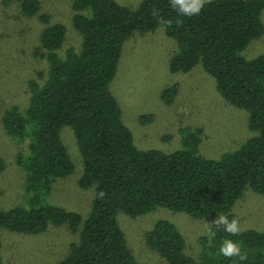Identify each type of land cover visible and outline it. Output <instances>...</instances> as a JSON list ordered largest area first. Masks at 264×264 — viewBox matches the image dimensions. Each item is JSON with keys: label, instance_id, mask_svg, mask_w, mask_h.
Returning <instances> with one entry per match:
<instances>
[{"label": "trees", "instance_id": "trees-1", "mask_svg": "<svg viewBox=\"0 0 264 264\" xmlns=\"http://www.w3.org/2000/svg\"><path fill=\"white\" fill-rule=\"evenodd\" d=\"M3 2H14L22 15H37L46 24L37 50L48 67L41 80H28L26 108L11 105L1 114L9 135L28 141L27 151L18 152L16 161L26 171V190L34 195L27 207L0 209V228L37 232L49 222H66L78 232V240L57 264H139L117 220L119 210L137 215L164 205L193 216L227 212L231 220L238 219L230 209L247 187L264 193V52L252 58L241 54L263 31L264 0H211L192 16L178 15L170 0H141L136 7L117 0H73L72 21L82 43L79 49L68 48L64 56L57 49L65 25L39 13L41 0ZM161 17L171 25L160 23ZM160 24L177 41L170 57L172 70L188 71L201 63L215 77L218 91L248 110L249 127L256 133L239 148L214 159L197 151L195 136L187 135L184 147L172 152L141 149L134 143L109 84L123 41L135 31L155 30ZM175 89L167 87L163 95H174ZM64 124L74 128L83 159L79 183L95 188L85 217L38 198L56 177L73 170L60 136ZM3 167L0 156V171ZM225 239L237 242L247 258L220 255ZM202 240L195 258L185 252L184 237L172 222L158 219L145 232L147 246L169 264H264V231L249 228L231 235L213 226L209 240Z\"/></svg>", "mask_w": 264, "mask_h": 264}, {"label": "rangeland", "instance_id": "rangeland-1", "mask_svg": "<svg viewBox=\"0 0 264 264\" xmlns=\"http://www.w3.org/2000/svg\"><path fill=\"white\" fill-rule=\"evenodd\" d=\"M117 1L136 7L141 0ZM72 2L41 0L39 9V13L49 14L51 22L65 25V37L57 49L63 56L68 48L79 49L82 43V35L72 21ZM261 20L262 33L241 50L246 58L264 52V8ZM45 26L37 15H22L14 2L5 4L0 0V156L4 161L0 171V209L27 207L34 195L33 191L26 190V171L16 161L18 152L27 151L28 141L9 135L2 125L1 114L11 105L25 109L30 95L28 80L33 77L41 80L46 73L48 62L41 50H37L39 35ZM176 49V39L165 33L163 24L155 30L133 32L122 43L109 88L137 147L172 152L184 147L188 136H195L199 139L197 151L217 159L239 148L256 133L249 127L248 110L228 101L218 91L215 77L201 63L188 71L172 70L170 57ZM173 85L176 86L174 95H163V90ZM60 136L73 162V170L56 177L50 190L39 193L38 198L43 204L59 205L85 217L91 210L95 188L79 183L84 163L72 125L64 124ZM230 212L238 216L241 231L249 228L264 231V193L247 187ZM218 215L228 214L211 211L193 216L184 210L157 205L137 215L119 210L117 220L139 264H169L147 246L145 232L158 219H166L183 235L185 252L198 258L202 238L209 240L213 227L209 223ZM76 240L78 232L71 231L66 222H49L37 232L4 226L0 228V264H57L67 254L70 243Z\"/></svg>", "mask_w": 264, "mask_h": 264}, {"label": "clouds", "instance_id": "clouds-1", "mask_svg": "<svg viewBox=\"0 0 264 264\" xmlns=\"http://www.w3.org/2000/svg\"><path fill=\"white\" fill-rule=\"evenodd\" d=\"M205 3H211V0H170L172 9L175 10L178 15L183 16L199 14ZM152 14L154 16H159L156 9H153ZM160 23L171 25V21H165L162 17L160 18ZM209 224L217 228L222 226L224 231L231 235H238L241 231L238 219L233 218L229 220L227 216L223 215H218ZM213 235H215V233H213ZM219 254L227 258L238 257L240 260L247 258L246 254H242L239 244L231 239L223 240L219 248Z\"/></svg>", "mask_w": 264, "mask_h": 264}]
</instances>
